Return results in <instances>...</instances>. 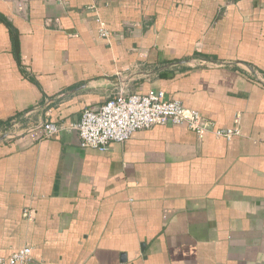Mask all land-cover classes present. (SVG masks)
Masks as SVG:
<instances>
[{
    "label": "crops",
    "instance_id": "crops-1",
    "mask_svg": "<svg viewBox=\"0 0 264 264\" xmlns=\"http://www.w3.org/2000/svg\"><path fill=\"white\" fill-rule=\"evenodd\" d=\"M121 80L240 134L157 124L101 151L35 128ZM25 245L34 264H264V0H0V256Z\"/></svg>",
    "mask_w": 264,
    "mask_h": 264
},
{
    "label": "built area",
    "instance_id": "built-area-1",
    "mask_svg": "<svg viewBox=\"0 0 264 264\" xmlns=\"http://www.w3.org/2000/svg\"><path fill=\"white\" fill-rule=\"evenodd\" d=\"M101 35L107 36L102 24ZM6 127L4 133L13 135L17 123ZM186 123L198 134L211 132L218 138L232 139L240 134L239 128H215L201 112L186 108L179 100L166 97L162 90L149 93H130L126 82L121 80L116 93L104 103L86 107L75 123L44 120L37 124L42 137H51L66 130H76L85 148L106 151L113 142L124 143L137 130L157 124ZM33 128V129H35ZM32 246L25 245L8 256H0V264H34Z\"/></svg>",
    "mask_w": 264,
    "mask_h": 264
}]
</instances>
